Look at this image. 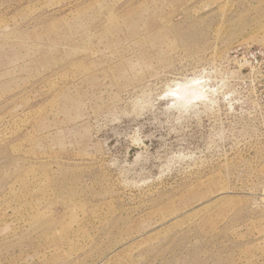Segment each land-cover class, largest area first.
<instances>
[{"label":"rangeland","instance_id":"1","mask_svg":"<svg viewBox=\"0 0 264 264\" xmlns=\"http://www.w3.org/2000/svg\"><path fill=\"white\" fill-rule=\"evenodd\" d=\"M0 264H264V0H0Z\"/></svg>","mask_w":264,"mask_h":264}]
</instances>
